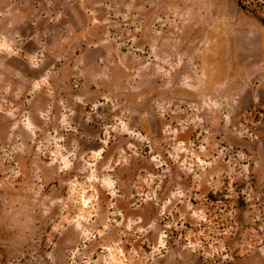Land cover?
Here are the masks:
<instances>
[{
	"label": "rangeland",
	"instance_id": "1",
	"mask_svg": "<svg viewBox=\"0 0 264 264\" xmlns=\"http://www.w3.org/2000/svg\"><path fill=\"white\" fill-rule=\"evenodd\" d=\"M238 1L0 0V264H264Z\"/></svg>",
	"mask_w": 264,
	"mask_h": 264
},
{
	"label": "trees",
	"instance_id": "2",
	"mask_svg": "<svg viewBox=\"0 0 264 264\" xmlns=\"http://www.w3.org/2000/svg\"><path fill=\"white\" fill-rule=\"evenodd\" d=\"M238 3L241 6V8L244 9L247 8V5H245L242 0H239ZM249 3L250 5H253L254 9H252V12L255 13L259 17V19L264 23V0H261V2L252 0ZM255 115L258 118L261 117V115H263L262 117L264 119V106L258 108Z\"/></svg>",
	"mask_w": 264,
	"mask_h": 264
}]
</instances>
